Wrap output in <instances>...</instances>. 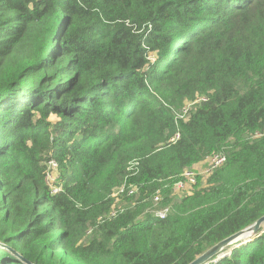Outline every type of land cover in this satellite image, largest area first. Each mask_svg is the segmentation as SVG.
I'll return each instance as SVG.
<instances>
[{
  "label": "trees",
  "instance_id": "1",
  "mask_svg": "<svg viewBox=\"0 0 264 264\" xmlns=\"http://www.w3.org/2000/svg\"><path fill=\"white\" fill-rule=\"evenodd\" d=\"M263 215L264 0H0V242L32 264H189ZM211 264H264V232Z\"/></svg>",
  "mask_w": 264,
  "mask_h": 264
},
{
  "label": "water",
  "instance_id": "2",
  "mask_svg": "<svg viewBox=\"0 0 264 264\" xmlns=\"http://www.w3.org/2000/svg\"><path fill=\"white\" fill-rule=\"evenodd\" d=\"M260 232H264V215L241 230L217 242L202 254L197 256L189 264H210L215 259L220 257V255H224L226 252L228 253L234 248L253 240L255 235ZM0 247H6L8 251L13 252L22 261L27 264H32L31 262L26 261L20 254L16 253L13 248L6 246L4 243L0 242Z\"/></svg>",
  "mask_w": 264,
  "mask_h": 264
},
{
  "label": "built area",
  "instance_id": "3",
  "mask_svg": "<svg viewBox=\"0 0 264 264\" xmlns=\"http://www.w3.org/2000/svg\"><path fill=\"white\" fill-rule=\"evenodd\" d=\"M190 106H186L185 110H184V114L180 115V117H185L186 116V112L188 111ZM180 137L179 134H176L175 137L172 138L171 141H176V139H178ZM226 161V156L224 154H216L214 156H212L209 160V168L206 170V172H211L213 169L217 168L218 166L222 165L224 162ZM51 167H55L56 172L55 173H51L50 172V168ZM59 170H58V162L56 161H51L50 164L48 165V169H47V180L49 182V178L50 176L52 178H55V181L59 179ZM184 177L187 180V184H189V188L191 187V185L193 183H195L197 181V174L194 170H186L184 172ZM53 184V182H52ZM179 184L181 185V188H188L186 183L184 182V180H180ZM127 189H129L128 193L129 194H133L136 192V188H134L133 186H127V185H123L120 188L117 189V191L113 194L114 196H120L121 193L125 192ZM54 191H59V186L54 185L53 187ZM160 200V195H157V197L155 198V201H159ZM169 212V208L163 209V210H158L156 211V215L164 218ZM217 259H215L213 262H216ZM212 263V262H211ZM210 263V264H211Z\"/></svg>",
  "mask_w": 264,
  "mask_h": 264
},
{
  "label": "rangeland",
  "instance_id": "4",
  "mask_svg": "<svg viewBox=\"0 0 264 264\" xmlns=\"http://www.w3.org/2000/svg\"><path fill=\"white\" fill-rule=\"evenodd\" d=\"M209 168V163L207 162H205L204 164H200V165H198V166H196L195 167V172H196V174H197V176L199 175H203V176H206V177H208L207 175L209 174V172H206V170ZM50 172L51 173H55L56 172V169H55V167H51L50 168ZM55 181V178H52L51 176H50V178H49V183H52V182H54ZM184 182L186 183V185H187V187L189 186V184H187V180H184ZM189 188V187H188ZM174 189H175V192H185L184 190H186L187 188H181V185L179 184V181L175 184V186H174ZM117 197V199H116V201H119L120 199H121V197H118V196H116ZM156 202V201H155ZM156 205H157V202H156ZM123 207V206H122ZM154 209H152V211H153ZM160 211L161 209H159V208H157V209H155V213H156V211Z\"/></svg>",
  "mask_w": 264,
  "mask_h": 264
}]
</instances>
